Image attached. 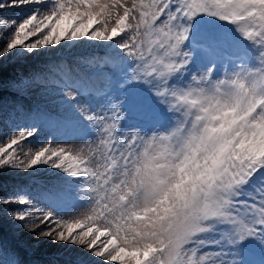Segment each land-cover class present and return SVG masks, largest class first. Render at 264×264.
Wrapping results in <instances>:
<instances>
[{
    "label": "snow or ice",
    "instance_id": "1",
    "mask_svg": "<svg viewBox=\"0 0 264 264\" xmlns=\"http://www.w3.org/2000/svg\"><path fill=\"white\" fill-rule=\"evenodd\" d=\"M9 8L21 14L0 16V173H63L0 195L21 240L75 253L48 264H264V0H0ZM205 17L226 29L203 35ZM81 45L104 55L5 79L13 60ZM138 90L150 124L135 120Z\"/></svg>",
    "mask_w": 264,
    "mask_h": 264
},
{
    "label": "rangeland",
    "instance_id": "2",
    "mask_svg": "<svg viewBox=\"0 0 264 264\" xmlns=\"http://www.w3.org/2000/svg\"><path fill=\"white\" fill-rule=\"evenodd\" d=\"M3 11V10H2ZM0 11V16H6L5 12L12 14L10 17L20 15L21 13L15 8L4 9V14ZM212 19L201 20L199 22V31L205 36H211L215 34L222 33L226 27L220 26L219 28L215 26V23H211ZM208 27V28H207ZM35 39V38H33ZM95 55L100 57L104 55V49L100 47L92 48L90 45H81L77 48L66 47L60 52L55 53L54 55L45 54L43 56L32 57L30 60L21 59L19 64H24L32 69L43 68L46 65L57 63L61 67H66L68 64L72 63L78 58H89ZM15 60L10 62V65H5V75L8 72H13V66H19ZM18 70V69H17ZM4 75V76H5ZM27 99L33 101V104L40 102L39 95L29 96ZM132 105L136 109L137 115L135 117L136 122L141 124H150L153 122L157 116L155 104L151 96L143 91H136L133 93ZM149 110V111H148ZM154 110V111H153ZM151 112L153 113L152 115ZM146 113V114H145ZM147 114L149 117H147ZM142 117V118H141ZM137 118V119H136ZM143 119V120H142ZM148 122V123H147ZM85 142L79 140H70L67 142V146L72 147L76 150H79L84 146ZM4 175L11 176L15 186L22 185L27 186L32 189V194L35 195L36 191L40 186L51 187L53 184L58 182L59 177L63 176V173H57L55 170H43L41 169L38 172L21 173L12 170H6L3 173ZM15 192L10 193H0L2 196H10ZM7 208H0V217H3V213L6 212ZM61 214L71 213L76 211L75 208H60L57 209ZM87 211L86 208L80 209V212L83 213ZM75 214V213H74ZM21 233L18 231L17 227H11L7 221L6 217H3V222L0 224V241L3 243V256L5 261L8 260L11 250L16 249V254L22 260L23 264H40L48 258L49 252H52V255L55 259L63 261L67 260L71 255H74V251L67 245L55 244L50 240H40L36 241L35 237L25 236L21 240ZM54 252V253H53ZM259 259V255L256 257ZM87 259V257H85Z\"/></svg>",
    "mask_w": 264,
    "mask_h": 264
},
{
    "label": "trees",
    "instance_id": "3",
    "mask_svg": "<svg viewBox=\"0 0 264 264\" xmlns=\"http://www.w3.org/2000/svg\"><path fill=\"white\" fill-rule=\"evenodd\" d=\"M2 13L4 14V10L2 11ZM5 13H8V14H5L6 16H11L12 14H9V12H5ZM209 19H212L210 22L211 23H215V26L216 27H227L226 25H224L222 22L216 20V19H213V18H207L205 17L203 20H209ZM208 28V27H207ZM18 69V70H17ZM13 72H8L6 73L5 75V79H7L10 75H13L15 71H24V72H27V71H31L30 68L24 64H19L18 68L13 66ZM4 103L5 104H10L12 103L13 101V97L12 95L7 91L5 90L4 92ZM25 103H32L33 104V101H31L30 99H27L26 101H24ZM15 181H13V178L11 176H8V175H4V174H0V193L4 194V193H10V192H15L17 188L19 187H22V185H19L18 186H15L14 183ZM3 259H4V256H3ZM5 260V259H4Z\"/></svg>",
    "mask_w": 264,
    "mask_h": 264
},
{
    "label": "bare ground",
    "instance_id": "4",
    "mask_svg": "<svg viewBox=\"0 0 264 264\" xmlns=\"http://www.w3.org/2000/svg\"><path fill=\"white\" fill-rule=\"evenodd\" d=\"M149 111V110H148ZM154 111V110H153ZM151 114H152V112H151ZM142 118V117H141ZM137 119V118H136ZM143 120V119H142ZM148 123V122H147ZM54 253V252H53ZM49 256H48V258H46L45 260H43V262L42 263H40V264H48V262L49 261H57V259H55L53 256H51L52 255V252L50 251L49 253Z\"/></svg>",
    "mask_w": 264,
    "mask_h": 264
},
{
    "label": "clouds",
    "instance_id": "5",
    "mask_svg": "<svg viewBox=\"0 0 264 264\" xmlns=\"http://www.w3.org/2000/svg\"><path fill=\"white\" fill-rule=\"evenodd\" d=\"M228 113H225L222 117H221V119H227V117H228ZM223 130V126H222V128L220 129V130H218V131H222Z\"/></svg>",
    "mask_w": 264,
    "mask_h": 264
}]
</instances>
